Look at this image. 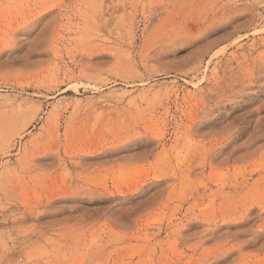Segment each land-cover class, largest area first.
Masks as SVG:
<instances>
[{"label": "rangeland", "instance_id": "374dc122", "mask_svg": "<svg viewBox=\"0 0 264 264\" xmlns=\"http://www.w3.org/2000/svg\"><path fill=\"white\" fill-rule=\"evenodd\" d=\"M0 264H264V0H0Z\"/></svg>", "mask_w": 264, "mask_h": 264}]
</instances>
